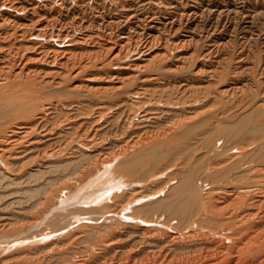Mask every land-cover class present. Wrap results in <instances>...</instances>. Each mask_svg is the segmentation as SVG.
Listing matches in <instances>:
<instances>
[{"label": "bare ground", "instance_id": "obj_1", "mask_svg": "<svg viewBox=\"0 0 264 264\" xmlns=\"http://www.w3.org/2000/svg\"><path fill=\"white\" fill-rule=\"evenodd\" d=\"M84 4L0 0V264H264V87L192 63L181 47L197 41L155 17L93 33ZM134 26L176 33L171 56L144 43L126 61ZM211 99L240 108L223 122L201 113ZM181 150L177 181L118 207L140 188L117 170L150 175Z\"/></svg>", "mask_w": 264, "mask_h": 264}, {"label": "rangeland", "instance_id": "obj_2", "mask_svg": "<svg viewBox=\"0 0 264 264\" xmlns=\"http://www.w3.org/2000/svg\"><path fill=\"white\" fill-rule=\"evenodd\" d=\"M119 1L117 0H93V1L88 0L86 2V0H84V3H87V4H84L85 7L81 5L80 8L82 7L81 8L82 11L81 10L80 11L83 14L82 16H84L85 18L87 16V18L84 20L83 23L86 24V26L91 23L92 25L90 24V26L92 27H89V30L90 29L91 31L93 30L92 31L93 33H95V31H98V27H99L100 29L99 31L101 32V34H107V35L112 34V36H114L116 32L115 31L112 32L106 26V22H108V19L106 18L110 19L112 15H115V17H118V15L119 16L123 15V12L124 13L129 12L130 15L132 14L131 12H133L132 14L133 17L132 15L130 16L129 13L127 16L126 15L124 16L132 17V20H135L136 18L137 21L138 19L141 21V18H143V20L145 21L147 19L149 20L150 17L151 19L155 17V19H157V22L160 24L159 27L165 24L172 23L173 26H175L174 27L175 31L177 30L176 32L180 33L179 34V36H181L180 39L192 37L194 39L193 42L197 41V43H194V44L186 43L184 44V47L181 45L182 46L181 49H183V51H187L188 55L193 56V58L192 56L190 57L192 63H194V61H198L197 63H200L202 65L201 67L204 70H208L209 67H213V66H214V69H216V71H220V69L222 68V70L224 69L223 70L224 74L228 75L227 76L228 78L236 77L241 80L242 76H244L242 80H244V84L248 85L249 91L251 90L250 92H255V90H257L256 92L258 93L262 92L263 90L262 87H264V82H263L264 81V0H145V3L143 1V3L141 4H137V5L131 4V5H128V7L123 8V9L121 5H122V1L124 0L120 2ZM125 1L131 2L134 0H125ZM101 14L104 16V18L106 17L105 20L101 19L100 17ZM124 16L122 18L123 20H125ZM135 28L136 26H134L133 29H131L130 31L136 36L133 38L134 39L137 38V40L133 39L134 40L133 47L135 46L134 49L136 50L133 49L134 51L132 50L129 53V56L124 58L126 59V61L128 59L129 60L132 59V57L133 59H135L137 56L134 57V55H137L138 48L141 49L142 48L141 44H144V43L145 44L150 43L151 49H154L155 51L154 52L155 54L153 55H156V56L160 55L157 57L161 58L163 55L167 56L165 55V52L162 49L164 47H165L164 49H166L167 47L166 53L171 56L170 52H172L173 50L171 49L173 48L172 43L171 42L165 43V41H163L165 43V45H163L164 43L162 42L161 39L169 37V36L176 37L175 36L176 33L172 32L173 33L172 35V33L168 31L165 32L163 28L162 30L154 29L155 32L154 30L153 32H151L152 31L151 29L149 31L143 30L142 27L137 28V30ZM116 35L118 36L119 33L117 32ZM150 35L152 38H150ZM159 35H160V38H158ZM168 46L169 47L171 46L169 48L170 50L168 49ZM211 53L213 55L210 56ZM211 63L213 66H211ZM236 65L238 66L236 67ZM241 66H243V69H245L243 71L244 75L241 74L240 76L239 75L232 76L231 74L234 75L233 72L238 70V68ZM208 77H210V74ZM250 79H251V82H250ZM190 80L192 81V83H195L194 78ZM256 80H257V85H256ZM204 81L205 82L203 84L205 85L207 84L210 85V83L212 84L215 83L213 85L211 84L213 89L220 86L219 84H217L218 82L216 81L215 78H212L211 82L208 79H205ZM260 81H262V83ZM259 83L261 85H258ZM238 97H240V94L238 95ZM211 101L212 103H210ZM222 101L225 102V105L228 102L226 107L224 103H221ZM222 101L211 99L208 102L203 101L202 103H199L201 105L203 104L202 106L200 105L201 107H203L206 104L204 108L201 110V113L204 112V115H206V112L208 113L210 112L209 115H211L212 113L215 115H218V117L222 119L223 122L230 121L231 115L237 112L238 109L240 108L238 107V104L240 103H237V104L236 102L232 103L228 101L227 99L222 100ZM230 104L234 105V106L231 105V107H235V105H237V107L231 108ZM222 107L223 108L225 107V109H223ZM202 130H203V127L201 126L195 127L193 131L191 132V138L200 134ZM217 137L218 136L214 137L213 143ZM187 140H190L189 137ZM221 140L224 141L225 139L221 137L220 141ZM184 144L186 145L187 142H185ZM209 145H213V144H209ZM215 149H216V152H220L221 148L219 146H216ZM202 151L204 150H200L199 153H201ZM175 154L176 155L174 157L169 156L168 159H165L164 161H161L160 163H158L159 156H157L155 159L151 160L149 164V169L157 164L156 169L154 171H150V175H144L148 172V169H145V171L141 172V174H139L136 177V179L131 177L129 174H126V171L124 170H120V171L117 170V175L120 178H122L124 183H127V184L134 183L136 185V187L134 186V188H137V189L140 188L137 190L136 193L130 196H127V198L125 197L124 199H120L119 201L121 203L119 204L118 207H120L127 200L133 199L137 195H141L143 192H144L143 194L145 195L146 193L156 192L158 191V189H164L167 186V181H170V182L177 181L178 171L169 170V169L165 170V169L167 168V165H179V164L185 163L188 157L183 154V150ZM155 172H160V173L156 174ZM74 178H76V180L73 179L72 180L73 182L72 181L68 182V185L66 186L68 189H71L69 187H73V185L76 182L81 180V178L78 175H75ZM137 184H139V186ZM127 214H129L128 215V217L130 218L129 220L135 219L136 217H138V219L142 218L141 213H139L140 215L136 213L135 215L133 213V216L135 218H131L133 217L131 216L132 215L131 210L127 212L126 215ZM126 215L124 214V216ZM124 221H125V218H124Z\"/></svg>", "mask_w": 264, "mask_h": 264}]
</instances>
